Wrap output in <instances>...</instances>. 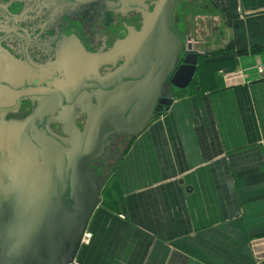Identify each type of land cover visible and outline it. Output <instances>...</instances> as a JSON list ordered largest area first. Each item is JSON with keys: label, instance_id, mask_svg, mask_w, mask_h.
Here are the masks:
<instances>
[{"label": "crops", "instance_id": "0c3cea01", "mask_svg": "<svg viewBox=\"0 0 264 264\" xmlns=\"http://www.w3.org/2000/svg\"><path fill=\"white\" fill-rule=\"evenodd\" d=\"M212 1L181 2L194 84L126 149L76 264H264V0Z\"/></svg>", "mask_w": 264, "mask_h": 264}, {"label": "flooded vegetation", "instance_id": "af4514ba", "mask_svg": "<svg viewBox=\"0 0 264 264\" xmlns=\"http://www.w3.org/2000/svg\"><path fill=\"white\" fill-rule=\"evenodd\" d=\"M156 1L0 0V141L1 130L17 127L42 151H52L47 140L62 144L67 152L68 200L72 181L67 167L75 158L90 161V126L104 118L109 104L115 111L121 105L117 94L152 69L144 66L143 75L127 51L109 62L104 54L117 44L126 46L124 40L146 22ZM158 71L163 72L164 66ZM190 87L178 89L166 83L163 103ZM73 121L80 134L70 129ZM98 123L102 127L103 119ZM126 141L115 127L113 134L107 130L104 150L88 167L98 181H104L102 203ZM50 173L58 175L57 170Z\"/></svg>", "mask_w": 264, "mask_h": 264}, {"label": "water", "instance_id": "95a60500", "mask_svg": "<svg viewBox=\"0 0 264 264\" xmlns=\"http://www.w3.org/2000/svg\"><path fill=\"white\" fill-rule=\"evenodd\" d=\"M180 1L183 0H157L146 22L124 40L126 46L117 44L104 54L103 59L109 62L127 51L132 59L136 58L135 64L142 67L143 75L144 66L152 69L117 94L121 105L115 111L111 110V104L104 108V118H98L103 119L102 127L98 120L90 126V161L75 158L67 167L72 181L70 200L64 178L67 152L62 144L47 140L46 145H51L52 151L46 152L37 148L28 136L25 138L20 128L1 130L0 264L76 263L90 220L103 201L104 181H98L88 167L98 158L97 152L104 150L107 130L113 134L115 127L120 136L128 138L118 153L119 162L131 142L173 104L172 95L168 96V103H163V86L168 83L186 89L197 76L201 48L188 44L174 29ZM187 1L203 2L204 11L216 7L212 0ZM160 66H164L163 72L158 71ZM70 129L80 134L74 121ZM74 152L80 154L76 149ZM52 170H57L58 175H52Z\"/></svg>", "mask_w": 264, "mask_h": 264}, {"label": "built area", "instance_id": "2783aa9c", "mask_svg": "<svg viewBox=\"0 0 264 264\" xmlns=\"http://www.w3.org/2000/svg\"><path fill=\"white\" fill-rule=\"evenodd\" d=\"M187 43L192 46L198 45V42L193 39H188ZM256 69L259 76L264 75V65L262 63H257ZM220 76L222 77L224 83L229 86L243 84L246 83L247 80V77L242 70H237V71L224 70L220 72Z\"/></svg>", "mask_w": 264, "mask_h": 264}, {"label": "trees", "instance_id": "16d2710c", "mask_svg": "<svg viewBox=\"0 0 264 264\" xmlns=\"http://www.w3.org/2000/svg\"><path fill=\"white\" fill-rule=\"evenodd\" d=\"M193 84H194V83H193ZM193 84H192V85H193Z\"/></svg>", "mask_w": 264, "mask_h": 264}]
</instances>
